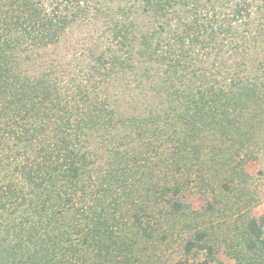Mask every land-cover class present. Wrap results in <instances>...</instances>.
Masks as SVG:
<instances>
[{
    "label": "trees",
    "instance_id": "trees-1",
    "mask_svg": "<svg viewBox=\"0 0 264 264\" xmlns=\"http://www.w3.org/2000/svg\"><path fill=\"white\" fill-rule=\"evenodd\" d=\"M260 139L264 0H0V264H138L184 177ZM228 248L264 264V214Z\"/></svg>",
    "mask_w": 264,
    "mask_h": 264
},
{
    "label": "rangeland",
    "instance_id": "rangeland-1",
    "mask_svg": "<svg viewBox=\"0 0 264 264\" xmlns=\"http://www.w3.org/2000/svg\"><path fill=\"white\" fill-rule=\"evenodd\" d=\"M251 150L249 157L242 152L239 156L232 155L233 158L228 155V163L206 167L201 175L195 172L192 177H184V187L179 194L183 204L181 211L172 214L170 207L164 204L159 213L161 231L147 243V249L139 246L137 254L141 260L138 264H198L202 253L198 257L183 248L197 229L211 234L216 260L234 264V259L228 255V246L238 233L241 221L246 215L264 214V141L260 139L259 144L249 146L248 151ZM236 162H241L240 175L236 173ZM163 234L165 238L161 237Z\"/></svg>",
    "mask_w": 264,
    "mask_h": 264
}]
</instances>
